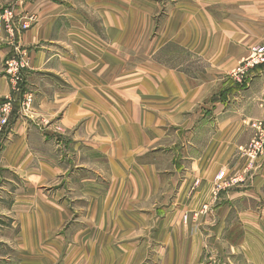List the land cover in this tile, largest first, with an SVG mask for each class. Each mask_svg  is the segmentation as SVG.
<instances>
[{
  "label": "crops",
  "instance_id": "crops-1",
  "mask_svg": "<svg viewBox=\"0 0 264 264\" xmlns=\"http://www.w3.org/2000/svg\"><path fill=\"white\" fill-rule=\"evenodd\" d=\"M262 42L264 0H0V264H264Z\"/></svg>",
  "mask_w": 264,
  "mask_h": 264
},
{
  "label": "built area",
  "instance_id": "built-area-1",
  "mask_svg": "<svg viewBox=\"0 0 264 264\" xmlns=\"http://www.w3.org/2000/svg\"><path fill=\"white\" fill-rule=\"evenodd\" d=\"M16 14L12 8H6L1 16L5 22L6 27L13 32ZM28 54L27 52L21 51L18 55L11 57L5 64L6 74L13 80L19 79L22 69L26 68ZM264 65V42L254 45L250 48L249 55L240 62L238 67L232 72L231 76L240 83H245L246 76L255 68ZM34 101L33 93H25L22 101L23 111H29L32 108ZM259 106L261 108V117L251 122L250 126L253 129V137L249 144L244 149V155L252 160L256 161L264 156V94L259 99ZM225 179V172L220 171L215 177L214 185L218 189L222 186ZM235 181V179H234ZM208 210V205H204L202 210L199 212H205ZM198 215V212L194 213ZM188 219V214L184 215V220Z\"/></svg>",
  "mask_w": 264,
  "mask_h": 264
}]
</instances>
